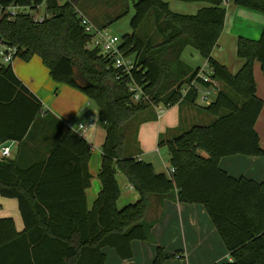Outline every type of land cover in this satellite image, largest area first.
<instances>
[{
    "label": "trees",
    "instance_id": "16d2710c",
    "mask_svg": "<svg viewBox=\"0 0 264 264\" xmlns=\"http://www.w3.org/2000/svg\"><path fill=\"white\" fill-rule=\"evenodd\" d=\"M179 1L207 5L194 14H182L164 0H134L132 30L122 37L126 55L139 65L133 78L144 85L154 104L199 106L200 90L213 85L199 76L200 68L182 60L187 46L207 60V73L217 81L215 99L201 107L212 121L159 140V146L167 147L170 167L175 168L165 174L128 145L130 131L134 142L138 134V116L152 104L133 103L128 90L132 78L108 70V57L89 48L91 36L78 17L79 0H0V36L18 48L21 59L39 56L54 80L86 93L97 104L106 131L98 173L102 187L91 209L85 197L91 150L74 132L68 131L47 159L25 167L0 161V195L17 199L23 221V230H18L12 217L0 218V264H106L104 247L129 259L132 241L149 238L162 218L164 198L174 189L179 201L207 208L232 258L221 264H264V181L236 178L219 166L223 156L264 155L255 128L263 99L254 77L257 61L264 75V28L258 40L238 38L237 56L244 63L232 74L211 55L224 28L225 0ZM231 3L264 13V0ZM40 5L44 18L34 21L27 10ZM12 6L17 7L14 14L8 9ZM151 12L155 38L140 34ZM127 13L126 7L112 21ZM41 112V101L12 66H0V129L9 131L0 141L21 140ZM19 114H25V123L16 134L12 123L4 121L20 119ZM119 172L140 195L135 203L122 207L118 206ZM64 180L70 190L66 196L61 191ZM155 208L157 214L148 216ZM167 257L158 247L153 264H162Z\"/></svg>",
    "mask_w": 264,
    "mask_h": 264
},
{
    "label": "crops",
    "instance_id": "0c3cea01",
    "mask_svg": "<svg viewBox=\"0 0 264 264\" xmlns=\"http://www.w3.org/2000/svg\"><path fill=\"white\" fill-rule=\"evenodd\" d=\"M164 1L168 2L169 7L174 12L185 6L186 9L190 8L196 13L198 9L207 5L206 2ZM263 28V12L230 4L227 8L223 33L217 42L222 40V36L236 41L241 36L258 40ZM186 51L190 54L188 59L196 63L195 67L183 60L182 56ZM211 55L225 65L232 74H236L244 63V60L238 56L232 60L224 58L222 53L217 56L214 51ZM181 58L192 68H200L204 71L208 69L207 60L194 47L187 46L183 50ZM12 68L22 83L41 101L42 112L30 124L26 135L21 140L5 138L0 141V147H10V155L2 157L0 153V161H12L18 166L25 167L35 161L47 159L63 136L68 131L74 132L88 143L91 150L88 162L91 180L90 185L85 189L87 206L91 209L102 187L98 173L102 164V147L106 137L97 104L80 89L54 80L47 66L37 55L28 61L23 59L15 61ZM254 77L257 94L263 99V107L255 123V128L259 134L260 145L264 148V75L258 61L254 65ZM201 91L203 92L202 89ZM214 93L216 94L217 91ZM161 106L163 105L153 106L155 110L150 108L154 110L156 115L157 147L155 148V160L150 156L152 150L146 155L134 148L132 151L140 159L151 162L157 172L169 174V152L165 146L167 154L162 153L158 146L162 133L165 131V138H171L189 129L193 123H197V119L209 122L213 117L201 107L185 102H179L169 107L163 106L166 108L165 110ZM156 109L162 113L158 114ZM19 115L20 119L6 118L4 121L12 123V129H14L12 132L14 131L16 134L21 131L22 124L25 123V114L22 117L21 114ZM90 118L94 120L92 126L88 125ZM79 123H84L87 129L77 133L76 129ZM7 134L9 131L6 127L0 129V136ZM65 154L63 153V156ZM219 166L233 177H246L257 182L264 181V155L235 154L223 156L219 160ZM64 167L66 171L68 164ZM117 181L121 187V195L118 200L119 207L139 200V193L131 186L123 173L117 174ZM61 191H63L64 196L67 195L66 191H70L66 190L65 180ZM177 195L178 190L174 189L167 198H164L162 218L152 227L149 238L132 241L133 256L131 258L122 259L115 253V249L104 247L106 264H153L158 247L168 256L162 264H221L231 261L232 258L205 205L179 201ZM156 214L155 208L150 210L148 216ZM1 217H12L16 228L23 230V221L16 198L0 195Z\"/></svg>",
    "mask_w": 264,
    "mask_h": 264
},
{
    "label": "rangeland",
    "instance_id": "374dc122",
    "mask_svg": "<svg viewBox=\"0 0 264 264\" xmlns=\"http://www.w3.org/2000/svg\"><path fill=\"white\" fill-rule=\"evenodd\" d=\"M133 2L134 0H79V4L77 8H79L80 11L83 12L91 20V22L97 27H103L106 25L105 27L108 28L110 31L119 35L120 37H123L126 34L130 33L132 30L131 25H130V19L132 15L134 14V8H133L134 3ZM230 4H232L231 0H230L229 5ZM126 7L128 8V13L122 16L121 18L112 21L113 17H115L118 13L123 11L124 8ZM242 8H245V7H242ZM177 10H175L176 13H182V14H193L195 12V11H191L190 8L186 9L185 6H182ZM222 33L220 34V36L222 35ZM140 34L144 37L154 36L155 38V27H154V23L152 19V12L148 15L145 22L142 24V27L140 28ZM219 46H221V49H219ZM237 48H238V40L236 41L234 39H230V38H226L222 36V40L215 44L212 51H214V53H217V56L218 54L222 53V56L224 58L234 60L237 57ZM188 51H186L183 54L182 58L185 62L195 67L196 63H193V61L188 59L190 57V54ZM17 60L21 61V58H17L16 61ZM202 90L204 92L206 89L202 88ZM215 96L216 94L212 91L207 96V99L205 101H201V99H198L197 104L199 105V107L206 106L212 100L215 99ZM150 108L155 110V107L151 105L145 110V112L141 113L138 116L137 121L140 122L138 134L136 135V139L134 142V140H132L131 138L133 136V133L132 131H130L128 145L130 148H134L136 151L141 152L143 155H146L149 151L152 150V153H150V156L151 158H153V160H155V148L157 147V141H156L157 140L156 138L157 129L155 126L156 115H155L154 110H151ZM161 108L164 110L166 109L163 106H161ZM156 111L158 114L162 113L158 111V109H156ZM211 121L212 119L209 122H203L197 119V123L195 122L193 124H209ZM164 132L162 133L161 138L166 137ZM159 148L161 149L162 153L167 154V150L165 146H159ZM112 251L115 252L114 250Z\"/></svg>",
    "mask_w": 264,
    "mask_h": 264
},
{
    "label": "built area",
    "instance_id": "2783aa9c",
    "mask_svg": "<svg viewBox=\"0 0 264 264\" xmlns=\"http://www.w3.org/2000/svg\"><path fill=\"white\" fill-rule=\"evenodd\" d=\"M224 4L226 7L229 5V0H225ZM27 8V7H26ZM11 13L14 14L17 11V7H9ZM28 9V8H27ZM42 5H40L36 9H28L34 18V21H41L44 18V13L41 11ZM78 17L80 19L81 25H83L84 30L91 36V40L89 41L90 49H98L101 54L108 57L110 61L107 65V69H116L120 72V74L130 76L132 78L131 83L129 84V92L131 93V101L133 103H143L148 102L153 106H159L154 104L148 94L145 93L144 85L138 83L133 78L134 70L139 68V65L136 62V59L133 56L126 55L123 50V40L122 37L113 33L106 27H97L94 25L91 20L77 8ZM19 57V50L15 45L9 44L2 36H0V66L2 65H13ZM206 71L200 70L199 76L202 77L205 81H209L213 83L211 87L206 88L204 92L200 95L201 101H205L207 96L213 91H217V81L211 79L209 74ZM185 92V91H184ZM162 110V109H160ZM93 118L89 119L88 125H93ZM87 129V126L84 123H79L76 129V132H82ZM0 153L2 157H6L10 155V147L3 146L0 147ZM175 168L170 167L169 174L174 172ZM132 186V185H131Z\"/></svg>",
    "mask_w": 264,
    "mask_h": 264
}]
</instances>
